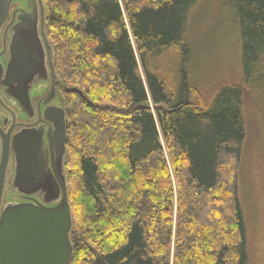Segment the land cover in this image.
Listing matches in <instances>:
<instances>
[{"label":"trees","instance_id":"trees-1","mask_svg":"<svg viewBox=\"0 0 264 264\" xmlns=\"http://www.w3.org/2000/svg\"><path fill=\"white\" fill-rule=\"evenodd\" d=\"M197 1L42 0L63 87L68 264L246 263L238 167L246 100H264V0H207L240 39L238 82L207 90L187 34Z\"/></svg>","mask_w":264,"mask_h":264},{"label":"flooded vegetation","instance_id":"flooded-vegetation-1","mask_svg":"<svg viewBox=\"0 0 264 264\" xmlns=\"http://www.w3.org/2000/svg\"><path fill=\"white\" fill-rule=\"evenodd\" d=\"M46 39L42 0L0 1V163L3 140L10 145L0 209L7 203L55 204L47 203L56 197L46 192L37 196L10 190L17 164L11 145L24 134L41 139V165L34 172L53 176L58 187L63 170L66 182L65 154H58L57 143L59 109L66 132L63 88ZM14 145L17 147L16 141Z\"/></svg>","mask_w":264,"mask_h":264},{"label":"water","instance_id":"water-1","mask_svg":"<svg viewBox=\"0 0 264 264\" xmlns=\"http://www.w3.org/2000/svg\"><path fill=\"white\" fill-rule=\"evenodd\" d=\"M3 1L6 3L8 0ZM46 42L50 48L47 39ZM59 112L61 115L60 120H57L58 154L64 156L66 132L63 110L59 109ZM40 140V136L33 139V136L29 134L13 140L11 147L17 164L10 190L37 196L40 192H46L56 197V199L48 200L47 203L55 204L42 206L19 202L2 206L0 209V264H68L72 256L73 246L69 237L72 216L65 175L62 170V175L58 178L59 186L56 187L53 176L47 177L44 173L34 172L41 165L42 160ZM9 146L5 138L0 163V206Z\"/></svg>","mask_w":264,"mask_h":264},{"label":"rangeland","instance_id":"rangeland-1","mask_svg":"<svg viewBox=\"0 0 264 264\" xmlns=\"http://www.w3.org/2000/svg\"><path fill=\"white\" fill-rule=\"evenodd\" d=\"M208 5L207 0H198L194 4L188 13L187 30L194 41L196 54L193 74L196 78L193 81L206 90L231 80L238 82L235 68L240 52L236 27L224 18L221 10ZM132 43L137 56L136 43L134 40ZM138 73L143 78L139 61ZM199 78L207 83H200ZM58 81L61 84L59 78ZM245 114V137L238 167L247 233L245 264H264V100L256 102L248 97ZM159 135L161 139L160 132Z\"/></svg>","mask_w":264,"mask_h":264}]
</instances>
